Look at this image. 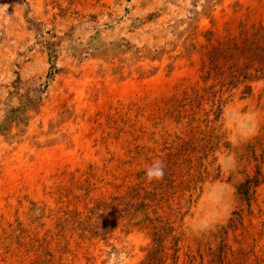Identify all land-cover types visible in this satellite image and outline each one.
<instances>
[{"label": "rangeland", "instance_id": "obj_1", "mask_svg": "<svg viewBox=\"0 0 264 264\" xmlns=\"http://www.w3.org/2000/svg\"><path fill=\"white\" fill-rule=\"evenodd\" d=\"M0 264H264V0H0Z\"/></svg>", "mask_w": 264, "mask_h": 264}, {"label": "clouds", "instance_id": "obj_2", "mask_svg": "<svg viewBox=\"0 0 264 264\" xmlns=\"http://www.w3.org/2000/svg\"><path fill=\"white\" fill-rule=\"evenodd\" d=\"M145 176L149 181L160 180L164 176V166L161 160L157 159L145 168Z\"/></svg>", "mask_w": 264, "mask_h": 264}]
</instances>
